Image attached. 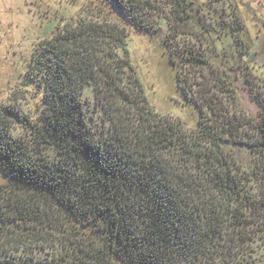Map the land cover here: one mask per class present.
Instances as JSON below:
<instances>
[{
    "label": "trees",
    "instance_id": "1",
    "mask_svg": "<svg viewBox=\"0 0 264 264\" xmlns=\"http://www.w3.org/2000/svg\"><path fill=\"white\" fill-rule=\"evenodd\" d=\"M106 1L148 29L147 0ZM169 3L181 18L192 1ZM125 39L107 21L61 26L30 58L37 113L1 108L0 264H264V97L249 85L259 118L236 114L213 45L204 54L184 44L193 73L178 69L176 82L198 111L185 131L147 105ZM89 84L105 112L98 126L82 97ZM9 118L28 139L12 137ZM227 142L253 166L242 170Z\"/></svg>",
    "mask_w": 264,
    "mask_h": 264
},
{
    "label": "rangeland",
    "instance_id": "2",
    "mask_svg": "<svg viewBox=\"0 0 264 264\" xmlns=\"http://www.w3.org/2000/svg\"><path fill=\"white\" fill-rule=\"evenodd\" d=\"M147 1L152 4L151 12L141 13L148 29L136 30L106 0H0V111L2 107L14 109L28 118L37 113L41 92L28 83L26 74L31 55L38 43L56 29L86 19L107 21L123 30L127 56L147 105L158 115L180 124L183 130L196 129L198 121L197 109L176 82L178 69L184 75L193 73L180 55L184 44L204 54L210 46L208 43L213 45L218 56L215 66L225 70L231 79L238 100L236 114L242 112L258 120V107L249 85H254L253 90L263 99L264 0H187L192 4H188L181 18L174 17L169 0ZM235 18L240 22L236 31L232 30ZM197 89L194 84L190 91L196 94ZM82 97L91 115L90 123L98 126L105 112L96 102L92 85L85 86ZM229 109L231 113L234 111L232 105ZM9 124L12 137L28 139L20 123L9 118ZM223 147L242 170L253 166L254 158L245 146L227 142ZM256 244V249L264 254L263 243ZM44 253L49 255V249Z\"/></svg>",
    "mask_w": 264,
    "mask_h": 264
}]
</instances>
